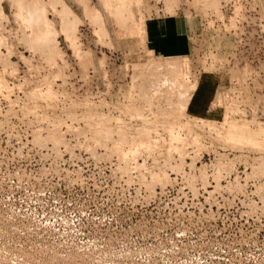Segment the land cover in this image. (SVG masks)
<instances>
[{
    "label": "rangeland",
    "instance_id": "1",
    "mask_svg": "<svg viewBox=\"0 0 264 264\" xmlns=\"http://www.w3.org/2000/svg\"><path fill=\"white\" fill-rule=\"evenodd\" d=\"M16 1L0 264H264V0H21L25 20ZM182 14L191 54L168 30L149 46L148 19ZM203 72L222 87L197 115Z\"/></svg>",
    "mask_w": 264,
    "mask_h": 264
},
{
    "label": "crops",
    "instance_id": "2",
    "mask_svg": "<svg viewBox=\"0 0 264 264\" xmlns=\"http://www.w3.org/2000/svg\"><path fill=\"white\" fill-rule=\"evenodd\" d=\"M147 21H151L154 27L152 36L146 38L149 46H153L156 43L157 37L161 40L168 30V33L179 36V45L186 49L187 55L191 54L193 50V38L200 34L199 29H201V27H199L198 24H202L197 22L195 18L193 22H190L183 14L176 17L170 15H155ZM219 83L220 80L216 79L215 76L212 77L211 74L203 72V74L198 77V94L192 97L188 104V110L197 115L204 112H213L214 109L212 105L215 101V93L219 90L218 88L222 87Z\"/></svg>",
    "mask_w": 264,
    "mask_h": 264
},
{
    "label": "bare ground",
    "instance_id": "3",
    "mask_svg": "<svg viewBox=\"0 0 264 264\" xmlns=\"http://www.w3.org/2000/svg\"><path fill=\"white\" fill-rule=\"evenodd\" d=\"M19 1H21V0H19ZM19 1H16V3H18V5L16 4V6L18 7V11H17V16L18 17H21L23 20H25L26 19V17H28V15H30V16H35V15H37V13L39 14L40 12H41V8H40V6L39 7H37V6H35V5H32V10H30V9H28V10H30L29 12L27 11L26 13H25V11H23V8H22V3L21 2H19ZM35 3V2H34ZM33 3V4H34ZM36 3H38L37 1H36ZM44 6V5H43ZM43 6H41V7H43ZM64 12V11H63ZM66 12H68V11H66ZM0 13H3L2 12V10H0ZM63 14V13H62ZM68 14V13H67ZM17 18V17H16ZM18 19V18H17ZM27 22V21H26ZM48 22V21H47ZM45 24V26H46V24L47 23H44ZM49 24H50V22H48V27L46 26V27H44L43 28V32L44 33H46V32H52V30L53 29H51V28H49ZM52 25V24H51ZM66 29L67 28H69L68 27V25H67V27H65ZM71 30V29H70ZM42 31V30H41ZM40 31V32H41ZM67 31V30H66ZM42 33V32H41ZM68 33V32H67ZM56 42V41H55ZM52 43V42H51ZM50 46V45H49ZM1 84V83H0Z\"/></svg>",
    "mask_w": 264,
    "mask_h": 264
},
{
    "label": "built area",
    "instance_id": "4",
    "mask_svg": "<svg viewBox=\"0 0 264 264\" xmlns=\"http://www.w3.org/2000/svg\"><path fill=\"white\" fill-rule=\"evenodd\" d=\"M234 25V24H233ZM246 25L247 26H249L250 25V23H249V21L246 23ZM257 25H258V27L261 25V21L259 20L257 23H255L253 26H250V27H253L254 28V30L257 28ZM256 27V28H255ZM250 30H251V28H250ZM259 31H260V29H259ZM169 179H170V181H169V183H171L172 182V177L170 178L169 177Z\"/></svg>",
    "mask_w": 264,
    "mask_h": 264
}]
</instances>
